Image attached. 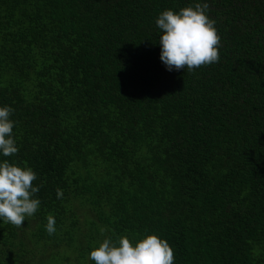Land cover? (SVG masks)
<instances>
[{
    "label": "trees",
    "instance_id": "16d2710c",
    "mask_svg": "<svg viewBox=\"0 0 264 264\" xmlns=\"http://www.w3.org/2000/svg\"><path fill=\"white\" fill-rule=\"evenodd\" d=\"M196 2L0 0L19 149L0 158L41 202L0 221V264H94L104 236L145 233L174 264H264V0H206L218 62L167 71L155 19Z\"/></svg>",
    "mask_w": 264,
    "mask_h": 264
},
{
    "label": "clouds",
    "instance_id": "9594fccd",
    "mask_svg": "<svg viewBox=\"0 0 264 264\" xmlns=\"http://www.w3.org/2000/svg\"><path fill=\"white\" fill-rule=\"evenodd\" d=\"M208 9L204 0L179 10L167 8L157 15L159 59L167 71H192L218 62L220 37ZM12 112L11 106L0 105V157L14 156L19 150L13 135ZM36 179L31 167L0 158V221L19 228L37 212L41 202L36 195L39 187L32 183ZM56 195L61 198L62 190L57 189ZM45 229L50 235L56 231L53 216L47 217ZM100 231L104 233L105 229ZM88 259L94 264H174L169 243L155 233L104 236L89 250Z\"/></svg>",
    "mask_w": 264,
    "mask_h": 264
}]
</instances>
